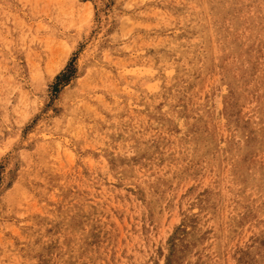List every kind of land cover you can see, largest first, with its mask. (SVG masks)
I'll return each mask as SVG.
<instances>
[{
    "label": "rangeland",
    "instance_id": "374dc122",
    "mask_svg": "<svg viewBox=\"0 0 264 264\" xmlns=\"http://www.w3.org/2000/svg\"><path fill=\"white\" fill-rule=\"evenodd\" d=\"M0 264H264V0H0Z\"/></svg>",
    "mask_w": 264,
    "mask_h": 264
},
{
    "label": "bare ground",
    "instance_id": "6f19581e",
    "mask_svg": "<svg viewBox=\"0 0 264 264\" xmlns=\"http://www.w3.org/2000/svg\"><path fill=\"white\" fill-rule=\"evenodd\" d=\"M198 26V25H197Z\"/></svg>",
    "mask_w": 264,
    "mask_h": 264
}]
</instances>
